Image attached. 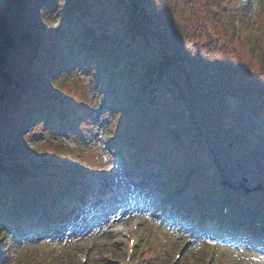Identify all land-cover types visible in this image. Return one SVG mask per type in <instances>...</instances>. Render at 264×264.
I'll return each mask as SVG.
<instances>
[{
	"label": "trees",
	"instance_id": "16d2710c",
	"mask_svg": "<svg viewBox=\"0 0 264 264\" xmlns=\"http://www.w3.org/2000/svg\"><path fill=\"white\" fill-rule=\"evenodd\" d=\"M259 1L253 10V0H112L106 18L104 0H0V264L9 263L18 237L51 232L74 205L87 210L104 198L100 177L115 165L160 173L164 191L183 195L189 220L211 234L253 236L264 228L232 210L204 214L188 201L190 193L247 211L257 206L237 186L215 181L224 168L213 156L200 161L199 141L211 142L195 128L206 109L223 117L239 102L250 106V117L235 129L245 136L264 112ZM62 20L67 24L59 27ZM79 69L97 73L96 90L79 80ZM107 110L114 154L103 148L102 156L92 131ZM64 136L77 137V146ZM41 137L46 145L34 143ZM94 156L103 165L89 164ZM119 191L110 186L106 194ZM133 242L136 264H154L162 241Z\"/></svg>",
	"mask_w": 264,
	"mask_h": 264
},
{
	"label": "rangeland",
	"instance_id": "374dc122",
	"mask_svg": "<svg viewBox=\"0 0 264 264\" xmlns=\"http://www.w3.org/2000/svg\"><path fill=\"white\" fill-rule=\"evenodd\" d=\"M259 4V0H253V10H256ZM102 6L105 9H101L108 18L113 6L112 0H104ZM116 15L121 17V13H114L113 18ZM64 24L67 22L60 21L59 27ZM86 39L91 40L90 37ZM75 72L81 82L96 90L97 73L84 69ZM248 72L246 82L248 79L252 80V73ZM101 100H104V96ZM202 108L205 109L204 106ZM225 112L223 117L209 108L201 113V129H195L198 132L204 129L206 133L202 131L198 134L209 138L211 144L208 147L205 142L199 141L200 161L213 156L224 168L223 171L215 173V181H219L223 186L235 185L241 194L245 188H249V194L253 193L251 198L255 199L257 206L253 211H247L242 205L213 201L210 198L206 200L205 195L195 197L190 193L189 199L196 200L199 206L207 211L224 214L232 210L238 217L264 219V190L255 189L258 185L264 189V136L257 133L264 130V112L258 110L254 119L255 130H247L245 136H241L235 129L244 123L243 118L250 117L249 104L244 106L235 102L233 106H227ZM96 113L97 111L94 115ZM110 113L111 111L107 110L105 116L98 121L97 130L92 131L95 139L93 146L99 148L97 152L102 156L103 148H108L107 151L113 150L110 142ZM68 128L75 131L72 125ZM79 136L82 137L81 133L77 135ZM37 140L34 143L46 145V138ZM66 143L72 147L77 146L74 138H66ZM99 162L103 165L102 160L94 156L90 158L89 164L96 167ZM212 167V161L208 162L205 174L200 173L199 178L205 180L208 175L206 173ZM83 186L85 187V184ZM110 186L122 188L120 192L106 194ZM166 186L167 182L161 179L159 173L139 176L118 165L112 166L107 170V174L101 175L99 181L97 193L105 197L95 199L90 212L76 207L63 218V224L51 232L41 236L38 234L18 237L9 246L8 264H42L45 261H53L54 264H83L84 261L88 264H136L139 261V252L136 248L132 249V242L142 240L144 244L153 237L163 243L161 246L159 244V256L154 264H176L177 259H181L183 264H264V249L256 245L249 247L240 245L238 240L229 243L208 238L206 234L200 235L195 228L184 225L182 220H166V201L181 202V195L164 191ZM156 191L163 192V198L153 199L157 195ZM183 215L184 219L188 220L187 212ZM260 241L258 244L262 243ZM3 243L0 235V247Z\"/></svg>",
	"mask_w": 264,
	"mask_h": 264
},
{
	"label": "water",
	"instance_id": "95a60500",
	"mask_svg": "<svg viewBox=\"0 0 264 264\" xmlns=\"http://www.w3.org/2000/svg\"><path fill=\"white\" fill-rule=\"evenodd\" d=\"M135 5V4H134ZM256 190H262V186H258L257 188H256ZM250 191V189H247L246 188V192H249Z\"/></svg>",
	"mask_w": 264,
	"mask_h": 264
},
{
	"label": "snow or ice",
	"instance_id": "6c2138e0",
	"mask_svg": "<svg viewBox=\"0 0 264 264\" xmlns=\"http://www.w3.org/2000/svg\"><path fill=\"white\" fill-rule=\"evenodd\" d=\"M134 243V242H133Z\"/></svg>",
	"mask_w": 264,
	"mask_h": 264
}]
</instances>
